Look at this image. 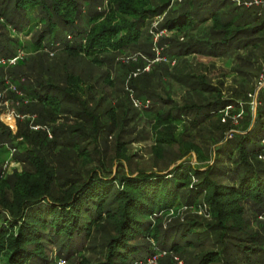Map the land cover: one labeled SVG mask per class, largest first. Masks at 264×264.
Masks as SVG:
<instances>
[{"label":"trees","instance_id":"trees-1","mask_svg":"<svg viewBox=\"0 0 264 264\" xmlns=\"http://www.w3.org/2000/svg\"><path fill=\"white\" fill-rule=\"evenodd\" d=\"M104 1L0 0V92L22 103L15 106L20 116L38 117L20 121L16 134L0 121V148H14L23 166L4 176L0 152V264H52L54 248L55 260L67 264H143L153 255L152 242L184 264H264V222L258 230L252 224L264 218V87L256 115L248 102L264 73V7L232 0H109L110 9L99 10ZM166 12L160 30L168 35L159 45L163 57L177 61L172 71L163 62L150 65L156 55L145 32L149 20ZM116 14L123 18L113 23ZM10 28L35 31L32 42L41 53L11 66L24 44L9 37ZM141 46L144 57L119 64L120 76L138 99L153 101L141 114L162 132L152 167L159 157L167 164L158 172L126 170L122 163L134 156L123 142L135 117L129 91L122 87L127 103H118L121 112L111 104L102 116L97 90L88 84L116 87L119 76L98 68L108 61L116 66L124 51ZM54 51L59 55L52 59ZM195 55L231 59L240 88L224 97L205 75L188 69ZM167 81L186 94L181 104L165 90ZM102 117L109 118L104 127ZM31 124L45 129L31 130ZM240 128L244 133H237ZM113 135L117 156L109 158ZM171 142H179V151L167 149ZM193 152L204 170L190 163L171 169ZM115 159L120 163L113 174L109 163ZM204 206L212 222L192 215ZM177 209H186L185 222L163 230ZM99 233L106 237L103 251L87 258ZM171 263L169 256L162 261Z\"/></svg>","mask_w":264,"mask_h":264},{"label":"rangeland","instance_id":"rangeland-1","mask_svg":"<svg viewBox=\"0 0 264 264\" xmlns=\"http://www.w3.org/2000/svg\"><path fill=\"white\" fill-rule=\"evenodd\" d=\"M183 1L184 0H171V3L175 5L176 3L181 4L183 3ZM97 6L99 10L106 11L108 8L110 9L109 0H105L103 5L98 4ZM116 15H117V18L112 21L113 23L118 22L120 19L123 18L120 14H116ZM166 15H167V12L163 13L162 15L156 16L154 19L149 20L147 23L148 28L145 30V32L148 31V34H150L152 37V42L154 46L151 48V50L156 55L155 59L158 56L163 57L164 50H163V47H160L159 41L161 40L162 37H166L168 35V32L166 30L165 31L160 30L161 29L160 27L164 23ZM5 32L9 35V37L19 39L24 44L21 50L19 51L17 50L18 52L16 53V55L18 58L27 59L28 57L37 56L39 55V53H41L39 50L37 51V48L34 46L32 42V35L35 31L34 32L31 31L30 28L25 30V32L23 33H16L15 31L12 30V28H10L8 32L7 31ZM155 37L157 38V40H155L156 39ZM142 49L144 50V46H141L140 48H136L134 51H127V52L124 51L120 56H118L117 58L118 64L116 66H115V62L114 64H110V62L108 61L102 68H98L100 70L102 69L103 72L110 71L114 79L116 76L117 77L119 76V78L116 81V87L115 86L108 87V85L105 86V85H102V83L98 84L96 83L95 80H88V84L94 86L97 90L95 92V96H96L95 100L97 104L95 105H97L96 107L97 109L101 110L100 113L102 112L101 113L102 116L106 113L108 109L113 108L111 104L115 106L116 111L117 110L122 111L121 108L118 109V103L120 104L127 103V98L125 97L124 89L126 88V91H129V94H130L129 97L131 99L130 101L132 102V107H133V111H131V114L135 115V117L132 121L129 120L130 122L127 124L128 125L127 132L125 134V139L123 140V142L126 143L125 145L128 149V155L129 156L134 155V156L132 157L131 164L124 162V161L122 163L124 164L126 170L130 169V167L132 170L154 168V172H158L161 169L162 170L165 169V166L167 164V161L164 160L165 159L164 157H161V158L159 157L158 161L155 163V167H152L153 166L152 160L154 159V156H156L155 149L158 148L157 140L160 137H162V132L161 130H157V128L153 126V123L150 121H147L141 114V112L146 110L147 108L153 107V101L138 99L135 93L131 89L128 88L127 83H124V85L122 84L123 77L120 76V73L122 72V70L119 64L121 63L129 64V62L133 60L136 61L138 57H144V54L141 52ZM58 53L59 52L54 51L50 53V57L53 59L57 57ZM165 59L157 61V64H160L162 62L166 63L168 68L171 71L174 69V67L178 66V63L176 60H170L167 58ZM187 60H188L187 62L188 69L192 70L194 73L205 75L207 80L213 86L217 87L218 89L222 91V95L224 97L228 98L229 96H231V94L234 92L235 89L240 88V81L238 79L239 76H237V74L234 73L233 71L235 65H234V62L232 63L231 59L229 58H220V59L219 58H209V57H205L201 55H195V56L188 58ZM154 63L155 62L152 61L150 65ZM10 64L11 66L15 65L12 63ZM110 65L113 66L112 68L113 70H111ZM27 74L28 76L31 75L30 79H33L34 76L36 75L34 72L31 73V71H29ZM94 75L96 76V74ZM135 76H137V73L136 75L135 73L133 74V77ZM156 82H157V79L155 78L154 83L156 84ZM175 84L173 85L172 82L167 81L164 84V86L166 87L165 90L169 91V94L172 96L171 97L172 100L181 104L186 94L177 84L176 85ZM254 84L257 87V90L254 94H249L248 102L250 104V113H252L253 115H256V111L258 107V95H259L260 90L264 87V73H261L260 77L254 80ZM122 87H124V89ZM119 88H122V89H119ZM11 90L15 91L16 90L15 86H12ZM165 90L163 87L157 88V91L161 93L163 97L168 98L167 94L165 93ZM13 100L14 99H11V97L8 95L7 90L0 92V121L4 123L6 126H8L13 131L14 134H16L18 131V127H19L18 124L20 121H24L25 118H29V117H32V119H37L38 117L36 115L34 116L27 115L26 117L20 116L18 112H16L15 106L18 105L17 107H19L22 103H18L15 100L14 101ZM135 101L139 103L140 105L139 106L134 105ZM135 110H137L140 114H137L138 112H136ZM226 111L229 112L231 111V109L228 108ZM229 117H230L229 114L227 115L226 113L225 121L228 120ZM233 117L235 118L234 125H238L239 127H241L242 125L238 123H239V120H241L242 118L238 115H235ZM108 119H109L108 117H102L100 119L99 126L104 127L105 124L108 123ZM30 128L31 130H34V131L45 129V127H41L35 124H31ZM182 129H183L182 125L179 124L178 130L175 133L176 136L182 131ZM46 130L48 131L49 137L52 138V133L50 132V130L47 127H46ZM237 133H244V131L242 130V128H240L237 131ZM100 139L103 141L107 140L105 132L102 133V135L100 136ZM169 144L170 145H166V146H169L167 147V149L172 150L174 152L179 151L180 149L179 142H171ZM115 146H116V138H115V135H113L112 137L109 138L108 144L106 146L108 147L107 156L109 158H115L117 156L116 151H115ZM106 147L105 148L99 147V148L101 150H104L106 149ZM0 152H2V155H3L2 169L4 172V176L12 175L15 171L19 173L23 171V166L20 163L16 162V160H14V155H15L14 148H11V146L9 147L4 146L3 149L0 148ZM166 154L171 156V154L168 151L166 152ZM119 163L120 161L117 159L112 161V165L111 163H109L110 168L113 171V174L117 172ZM183 163H190L192 166H199L203 170L205 169L204 166L206 165V163L198 164L197 156L193 152V153H190L188 156L183 157V159L177 162L176 165H172L171 169L177 168L179 165H182ZM165 173L166 172L164 171L163 174ZM187 215L188 213L186 209H177L175 212L171 213L168 217L165 218V220L163 221V230L167 229L169 225L173 223H176V222H177L176 224L184 223L185 219L188 217ZM192 215L193 216L196 215L200 217V219H203V221L205 222L206 221L212 222L211 217L207 212V207L205 206L197 208L192 213ZM260 221L264 222V218L261 216H258V220H254V222L252 223L255 230L259 229L258 223ZM96 237L97 238H95V241H94L95 243L93 245V246H96V248H93L92 250H89V251L85 250L84 252V255L87 258L96 257L97 253H94V252H99L102 250L101 247L103 246L105 242L104 240H106V237L105 235H103V233H99V235H97ZM152 241L153 240H151V242ZM154 244L155 242L151 243V247L154 251L153 255L148 256L143 261V264H162V261H164L168 256L171 257V260H172L171 264H184L185 260H183L180 256L166 254V252H164L161 248L155 246ZM49 254L51 255V258L54 259L52 260L53 261L52 264H67L64 260H60V259L55 260V254H56L55 248L52 249V252ZM80 262L82 261L78 259V261L73 262V263L79 264Z\"/></svg>","mask_w":264,"mask_h":264},{"label":"built area","instance_id":"built-area-1","mask_svg":"<svg viewBox=\"0 0 264 264\" xmlns=\"http://www.w3.org/2000/svg\"><path fill=\"white\" fill-rule=\"evenodd\" d=\"M232 1H234L237 5H239V6H245V7H253V6H256V7H264V0H232ZM157 37V36H156ZM155 37V38H156ZM155 40H157V38L155 39ZM159 51V50H158ZM157 51V52H158ZM159 53V52H158ZM17 59H18V57H16L15 59H13V60H10V63H12V64H15L16 63V61H17ZM162 59H165V58H163V57H157L153 62H157V61H160V60H162ZM166 60V59H165ZM4 62V61H3ZM0 63H2L1 61H0ZM149 69H150V66H147L146 68H145V71H149ZM136 75V74H135ZM134 105H136V106H139L140 104L139 103H137L136 101L134 102ZM260 158L262 159V160H264V156H260Z\"/></svg>","mask_w":264,"mask_h":264}]
</instances>
